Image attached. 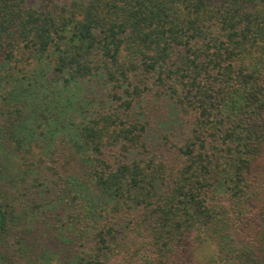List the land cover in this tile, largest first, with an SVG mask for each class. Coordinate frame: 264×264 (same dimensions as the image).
<instances>
[{"label":"trees","instance_id":"obj_1","mask_svg":"<svg viewBox=\"0 0 264 264\" xmlns=\"http://www.w3.org/2000/svg\"><path fill=\"white\" fill-rule=\"evenodd\" d=\"M2 82L0 264H264V0H0Z\"/></svg>","mask_w":264,"mask_h":264},{"label":"rangeland","instance_id":"obj_2","mask_svg":"<svg viewBox=\"0 0 264 264\" xmlns=\"http://www.w3.org/2000/svg\"><path fill=\"white\" fill-rule=\"evenodd\" d=\"M7 87H9V86L5 85L4 82H2L0 84V89H4ZM157 139L158 138H157L156 134L153 133L152 136H150L149 141H150V143H153L154 146H156ZM67 164H68V166H66V167H67L68 171L72 174H74V172H77V170L80 167V163L78 162V159L76 157H73L72 155L70 156V161ZM2 181L3 180H1V182ZM31 184L33 186H31ZM14 189H20V190L15 195L10 194L8 197H6V195H4L1 198L0 203L3 204V206H4L6 203V199H7L9 201V204L14 207L16 215H18V217H19L18 225H19L20 229H23V228L26 229V226L32 225V226H34V231L36 230L37 233L42 235L41 239H43L42 242H44V243L41 245L40 248H42L43 246H46L47 244H49L50 247H53L54 245L50 244L48 242L47 236L49 234L50 225L55 220V217H54L55 212L51 211L49 216L40 215V210H38L37 206H35V209H32V210H34L35 213L39 214V218L37 221H34V222L33 221L29 222L30 221L29 217H25L22 214V212L24 210V206L26 204V202H24V200H27V199L30 200L31 199V200H33L34 205H38V203H40L41 200H39V196L41 193L45 192L44 183L33 184L31 181H29V182L25 181L20 186L16 185ZM45 195H46V200H47V203L45 205H49V206H46L44 208L41 207V208L46 209L45 212L47 213V212H49L47 209L50 208L52 205H58V202H56V200H55V197H56L55 191L51 192V193H45ZM48 199H53V201L48 200ZM26 212H28V211H26ZM16 234H17L16 227L15 228L11 227V231L9 232L8 235H5V237H7V241L9 243H13L15 241L14 245H16V238L18 237V236H16ZM19 250H20V248L18 250L14 249V251H18V254H19ZM20 252L22 253V251H20ZM28 253H29V249L27 251L23 252V257L16 259L13 264H27L26 257H24V256L28 255Z\"/></svg>","mask_w":264,"mask_h":264}]
</instances>
